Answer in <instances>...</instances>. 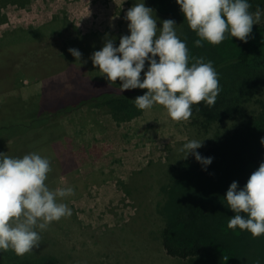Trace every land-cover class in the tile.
<instances>
[{
	"label": "rangeland",
	"instance_id": "rangeland-1",
	"mask_svg": "<svg viewBox=\"0 0 264 264\" xmlns=\"http://www.w3.org/2000/svg\"><path fill=\"white\" fill-rule=\"evenodd\" d=\"M77 1L10 0L0 5V120L3 118L0 122L15 121L17 116L7 115L15 114L13 111L19 110L18 104L35 97L36 100L37 95L40 110H54L64 104L76 103L82 96L121 92L120 86H112L104 80V74L98 68H94L96 78L89 76L88 63L93 51L103 47L105 34L114 38L115 46L119 45L122 35L130 34L124 17L127 10L141 0H95L104 1L103 9L98 11L95 5L89 6L90 9L83 10L79 17L82 21L74 10L73 4ZM144 2L150 7L148 0ZM99 13L104 16L102 21L99 20L101 17L93 20L100 22L97 27L85 25L83 21L92 22L88 18L90 14ZM73 16L78 18V24ZM153 16L158 18L159 28L162 16L155 11ZM55 18L66 25L53 31L51 24ZM40 28H43L41 35L35 37ZM77 33L85 36L83 45L89 47L80 65L64 59L60 65L52 62L57 68L46 70L43 57L50 52L59 55L61 49L69 48L68 43L76 42ZM21 76L26 78L19 87L11 90L10 85H15ZM79 111V120L73 124L63 120L48 130H45L48 125L41 127L16 150H11V142L7 144L5 154L8 156L23 157L37 152L48 158L52 168L48 186L52 189L71 186L75 191L74 196L64 201L72 209V215L53 222L42 231L43 241L32 252L53 255L63 259L65 264H182L167 256L162 248L160 231L165 217L158 204L163 202V210L171 200L164 188L176 176L169 170L185 160L178 149L192 139L204 140L197 150L202 153L213 135L200 138L191 127L190 119L174 121L159 104L120 122L111 117L108 108L92 114L87 110ZM163 165L165 173L161 171L155 176L149 177L150 172L145 170H156ZM134 177L136 187L132 182V188L137 192L153 186V190L147 192L153 197L155 209L151 227L144 218L136 217L137 205L119 183L129 182ZM199 193V198L207 202L202 190L199 189ZM193 195L197 194L184 197L191 199Z\"/></svg>",
	"mask_w": 264,
	"mask_h": 264
},
{
	"label": "trees",
	"instance_id": "trees-1",
	"mask_svg": "<svg viewBox=\"0 0 264 264\" xmlns=\"http://www.w3.org/2000/svg\"><path fill=\"white\" fill-rule=\"evenodd\" d=\"M9 1L0 0V5ZM148 2L150 8L158 16H162L163 19L159 22L161 26L165 17V20L172 19L176 22L177 35L186 41L190 57H203L205 62H213L222 89L214 107H208L204 102L193 105L191 127L200 138L213 135L200 154L203 157H212L213 161L205 171L191 155L192 158H185L169 170L176 175L173 182L164 188L171 200L169 199L163 210V202L158 204L161 214L165 217L163 230L160 231L162 248L167 256L179 260L182 264H264V235L253 237L251 233L238 227L235 230L229 229L228 221L235 213L228 208L225 199L233 181L243 187L250 175L264 161V144L261 143L264 139V24L253 25L247 43L227 35L219 45L203 42V47H196L194 42L199 37L190 29L176 0ZM249 3L253 12L257 7L264 9V0H249ZM262 20L264 21V18ZM63 22L55 18L51 24L54 26L53 31L61 25H66ZM43 28L38 29L39 32H35L34 36L39 37ZM77 34L74 40L76 42L68 43V46L78 49L85 58L89 47L83 45L82 38L85 36ZM69 48L61 49L56 56L53 52L44 56L45 69L57 68L52 62L60 65L64 59L80 65V61L69 53ZM39 60L41 62V59ZM88 64L89 76L96 78L94 73L97 68L94 69L92 61ZM102 77L104 78L103 75ZM141 77L143 78V73ZM23 78L26 76H21L17 83L9 88L13 90L19 87ZM108 83L115 87L120 86L119 81ZM146 91H105L98 95L82 96L78 102L64 104L54 110H40V97L37 95L36 100L35 97L18 104L20 112L15 110V114L7 115L17 116L15 121L0 122V152L5 153L10 142L13 144L11 150L22 147L28 138L41 130V127L48 125L49 128L45 129L48 130L60 125L58 122L63 120L73 124V121L79 120V110H87L86 112L90 111L92 114L96 110L108 108L111 117L118 122L139 116L142 110L135 106L134 100ZM20 114L22 116H18ZM145 170L150 172L149 177L161 171L165 173L164 165L156 170ZM133 181H136L135 177L129 182L124 180L119 183L123 192L135 201L138 208L136 217L144 218L151 227L155 209L153 197L147 192L152 191L153 186L137 192L132 188ZM199 189L206 195L207 202L212 203L210 206L199 198ZM192 193L198 196L193 195L191 199L184 197H189ZM155 233L157 234L156 231ZM3 253L0 252V264H65L63 259L50 254L36 255L35 252H30L17 256L12 250Z\"/></svg>",
	"mask_w": 264,
	"mask_h": 264
},
{
	"label": "clouds",
	"instance_id": "clouds-1",
	"mask_svg": "<svg viewBox=\"0 0 264 264\" xmlns=\"http://www.w3.org/2000/svg\"><path fill=\"white\" fill-rule=\"evenodd\" d=\"M191 30L199 37L196 47L203 42L221 44L227 35L247 43L253 25L261 23L264 9L251 11L249 0H176ZM144 0L130 7L125 20L130 34L108 38L100 50L91 56L108 82L119 81L120 90L146 89L134 100L138 109L162 105L174 121H188L193 105L201 102L214 107L221 92L218 73L212 61L190 57L186 41L177 35L176 22L162 21ZM69 53L81 61L82 53L69 48ZM147 64V70H145ZM143 73V78L141 74ZM204 140L192 139L178 151L184 158L192 155L207 170L212 157H203L197 150ZM264 144V139L261 140ZM52 171L48 158L37 152L23 157H10L0 152V252L12 250L23 256L38 248L42 231L62 218L70 217L72 209L64 201L75 195L71 186L52 189L48 174ZM228 208L235 215L228 228L246 230L253 237L264 235V161L240 187L233 181L225 195ZM259 264V262H257Z\"/></svg>",
	"mask_w": 264,
	"mask_h": 264
},
{
	"label": "crops",
	"instance_id": "crops-1",
	"mask_svg": "<svg viewBox=\"0 0 264 264\" xmlns=\"http://www.w3.org/2000/svg\"><path fill=\"white\" fill-rule=\"evenodd\" d=\"M104 1H101V2H95V0H78L77 2H73L74 4V10H75V13H76V15L78 16V18L80 17V15H82L83 14V10H88V9H90L89 8V6H91V5H95V9H97L98 11L99 10H101V9H103L102 8V3H103ZM96 11V10H95ZM70 12H71V10H70ZM68 14H69V12H68ZM104 15H103V13H99V14H90L89 16H88V18H91L92 19V22H86V21H83V22H85V25L86 26H88V27H92V28H95V27H97V25L100 23L99 21H96V22H93V20L94 19H99V17H101L99 20H101L102 21V17H103ZM78 18H76L75 16H73V20L75 21V22H77V24H78V22H79V20H78ZM80 19V21H82V19L81 18H79ZM87 29H89V28H87Z\"/></svg>",
	"mask_w": 264,
	"mask_h": 264
}]
</instances>
